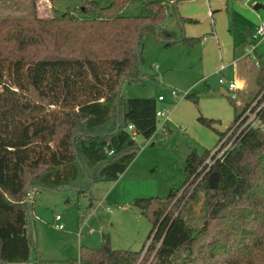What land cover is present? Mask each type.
<instances>
[{"label": "trees", "instance_id": "obj_1", "mask_svg": "<svg viewBox=\"0 0 264 264\" xmlns=\"http://www.w3.org/2000/svg\"><path fill=\"white\" fill-rule=\"evenodd\" d=\"M106 1L104 6L85 0L81 16L39 20L41 27L17 34L18 55L0 57V264L31 263L35 242L29 220L37 193L65 187L86 192L94 183L117 181L139 152L137 137L155 136L158 100L125 98L121 92L124 84L144 80L146 42L156 37L165 48L201 42L163 28L164 2L149 1L147 15L129 16L123 12L132 0ZM45 41L59 42L61 53L30 54ZM255 54L259 96L264 53ZM234 111L217 146L241 128L237 105ZM251 112L256 123L240 129L202 178L212 152L190 151L183 190L135 200L152 224L148 247L113 249L104 236L99 248H81L79 263L264 264V94ZM202 193L204 223L193 228L186 216ZM214 230L221 240L205 243Z\"/></svg>", "mask_w": 264, "mask_h": 264}, {"label": "rangeland", "instance_id": "obj_2", "mask_svg": "<svg viewBox=\"0 0 264 264\" xmlns=\"http://www.w3.org/2000/svg\"><path fill=\"white\" fill-rule=\"evenodd\" d=\"M84 1L0 0V57L18 55L17 34L41 27L39 20L51 23L65 13L81 16ZM94 1L108 5L106 0ZM149 1L154 0H132L123 14L145 16L149 13L146 5ZM159 1L165 6V28L179 36H206L208 41L193 47L175 44L171 48H165L156 37L146 42L142 66L145 78L139 83L124 84L121 92L125 98L157 100L163 96L165 100L157 102L158 109H168L170 114L167 119H159L158 126L164 121L165 127L150 140L137 137L139 152L117 181L94 183L86 192L65 187L36 195L29 220L35 242L30 264H80L81 248H99L104 236L113 249L139 252L145 244L148 247L152 224L134 206L135 200L164 198L171 190H183L190 151L200 156L211 151L212 157L222 146L215 154L220 157L232 146L240 129L256 123L251 111L264 90L258 96L255 82L258 62L255 55L246 53L252 44H258V52L264 53V37L256 33L264 10H253L255 0H206L205 7L193 9L198 23H181V7L176 9L173 2ZM249 30L254 32L253 36ZM58 46L59 42L45 41L30 54L51 56L61 53ZM231 60L235 64L219 74L221 65L230 64ZM237 70L246 88L228 92L229 84L238 80ZM221 77L226 84L219 83ZM222 90L227 91V96ZM172 91L178 93L176 99L171 96ZM187 92L194 99L184 97ZM234 105L241 114L238 122L241 128L229 132L217 146L218 133L235 119ZM200 118L213 120L214 125L207 126ZM203 202L204 193L193 213L186 216L193 228L203 226ZM57 216L61 217L60 222L55 221ZM56 224H62L64 229L58 230ZM219 234L214 230L203 241L219 242L222 238Z\"/></svg>", "mask_w": 264, "mask_h": 264}, {"label": "crops", "instance_id": "obj_3", "mask_svg": "<svg viewBox=\"0 0 264 264\" xmlns=\"http://www.w3.org/2000/svg\"><path fill=\"white\" fill-rule=\"evenodd\" d=\"M208 2V1H207ZM174 3V2H173ZM182 4H184V5H182ZM191 4H193V5H191ZM198 4H200V5H198ZM258 4H261V5H263V8H259V9H256V7H258L257 5ZM174 5H175V8L177 9L179 6L181 7V13L179 12V20H180V22L182 23V22H184V21H187V22H191V23H193V24H196V23H198V18H197V14H195L194 12H193V9L196 7V6H203V7H205V5H206V0H182L181 2H179L178 4H176V3H174ZM253 10L254 11H261V10H264V1L263 0H255V2H254V5H253ZM191 20V21H190ZM264 21V17H263V19H262V21L260 22V24L262 23ZM191 23H189V24H191ZM259 24V25H260ZM259 25H257L256 26V32H257V29H258V27H259ZM163 28L165 29V30H167V31H170V32H174V31H171V30H168L167 28H165L164 27V25H163ZM175 33V32H174ZM249 33H252L250 30H249ZM176 34V36L177 37H183V36H185V35H183V36H179L177 33H175ZM188 35H191V34H188ZM254 35V32L252 33V34H250V36H253ZM185 37H187V38H192V39H199L201 42L199 43V44H201V43H203L204 41H208L207 40V38H206V36H202V37H191V36H185ZM179 44H181V43H179ZM184 45V44H183ZM187 46V45H186ZM191 47V46H190ZM262 53V52H261ZM247 55V54H246ZM248 56V55H247ZM233 58H234V56H233ZM235 59V58H234ZM232 61V63H230V64H222V65H225L226 66V69L230 66V65H234L235 64V60H231ZM238 64V63H237ZM221 65V66H222ZM221 68V67H220ZM220 68L218 69V71L217 72H219V70H220ZM225 69V70H226ZM224 70V71H225ZM224 71H222V72H224ZM237 77H238V80L237 81H235V83H237L238 85H239V89L240 90H243L244 88H246V85H245V83L243 82V78H242V76H241V74L239 73V70H237ZM222 92H223V94L225 95L226 94V96H227V91H225V90H222ZM228 92H231V91H229L228 90ZM160 97V96H159ZM158 97V98H159ZM158 98H157V100H158ZM158 102H160V101H158ZM163 102V101H162ZM40 193V192H39ZM38 194V193H37ZM36 194V195H37ZM36 195H35V197H36ZM35 199V198H34ZM56 219V218H55Z\"/></svg>", "mask_w": 264, "mask_h": 264}, {"label": "built area", "instance_id": "obj_4", "mask_svg": "<svg viewBox=\"0 0 264 264\" xmlns=\"http://www.w3.org/2000/svg\"><path fill=\"white\" fill-rule=\"evenodd\" d=\"M264 1V0H263ZM260 37H264V21L259 25V27H258V29H257V32H256ZM258 49V44L256 45V44H252V46H251V48H249V49H247V55L248 56H251L252 54L253 55H255L254 56V58L257 60V56H256V54H255V51ZM226 69V66L225 65H222L221 66V68H220V70H219V74H221L222 73V71H224ZM219 83L221 84V85H223V84H226V80L223 78V77H221V79L219 80ZM239 89V85L237 84V83H230L229 84V91H236V90H238ZM189 95V93L187 92V93H185V95H184V97H187ZM171 96L173 97V98H177L178 97V93L177 92H175V91H172V93H171ZM165 100V98L163 97V96H160L159 98H158V101H160V102H162V101H164ZM169 110L168 109H164V110H158L157 111V118H158V120L159 119H161V118H164V119H167L168 117H169ZM165 127V125H164V121H163V123L162 124H160V126H158V128H157V131H156V134H155V136L158 134V131L161 129V128H164ZM130 129L133 131V134L134 135H136V131H135V129H134V127L133 126H130ZM154 136V137H155ZM219 149H220V147H218V149L216 150V152H219ZM216 152L214 153V155L211 157V160H208V161H206V164L201 168V173H202V175H201V178H202V176L204 175V174H206L208 171H209V169H210V167L214 164V162L217 160V159H219V158H221V156L219 157H215V154H216ZM112 152H110V154H111ZM223 154H224V152H223ZM222 154V155H223ZM216 158V159H215ZM55 221L56 222H60L61 221V217L60 216H57L56 217V219H55ZM56 228L58 229V230H60V231H62L63 229H64V226L62 225V224H56ZM150 243V242H149Z\"/></svg>", "mask_w": 264, "mask_h": 264}, {"label": "water", "instance_id": "obj_5", "mask_svg": "<svg viewBox=\"0 0 264 264\" xmlns=\"http://www.w3.org/2000/svg\"><path fill=\"white\" fill-rule=\"evenodd\" d=\"M258 7H256V9H259V8H263V5H261V4H258L257 5ZM250 34H252V33H250ZM226 95V94H225ZM212 181L214 182L215 181V177L213 176L212 177ZM28 201L30 202L31 201V194L29 193V195H28Z\"/></svg>", "mask_w": 264, "mask_h": 264}]
</instances>
